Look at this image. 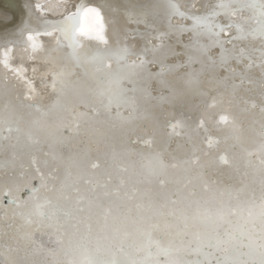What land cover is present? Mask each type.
Masks as SVG:
<instances>
[{
    "label": "snow or ice",
    "instance_id": "6c2138e0",
    "mask_svg": "<svg viewBox=\"0 0 264 264\" xmlns=\"http://www.w3.org/2000/svg\"><path fill=\"white\" fill-rule=\"evenodd\" d=\"M36 9L0 44V264H264V0Z\"/></svg>",
    "mask_w": 264,
    "mask_h": 264
},
{
    "label": "bare ground",
    "instance_id": "6f19581e",
    "mask_svg": "<svg viewBox=\"0 0 264 264\" xmlns=\"http://www.w3.org/2000/svg\"><path fill=\"white\" fill-rule=\"evenodd\" d=\"M75 1L76 0H70V2H64L62 0H0V44H3L5 37H10L12 33L17 32L18 29L23 25L24 21L30 19L29 6H31V11L34 14L40 15V12H38L36 9V5L37 4L41 5L44 16H46L50 20H55L62 18L63 15L67 14V11L65 9L66 4L74 5ZM84 1L93 4L102 2V0H81L80 3H83ZM117 2H120V0H117ZM175 2L183 5L185 3H191L192 0H175ZM199 2L211 3V2H215V0H199ZM12 4H15V6H12ZM68 10L74 11V8L70 7ZM33 66L34 65L31 63L27 64L28 76L32 75ZM250 74L256 79H259L260 69L254 68ZM241 95H245L243 90H241ZM182 103H183V98L182 97L177 98V100L174 102L175 104L174 108L170 110L179 112L181 110ZM240 126L242 129H246L247 127V122L243 116L241 117ZM244 134L246 135L247 133L245 132ZM213 135H217V134L213 132ZM182 142L183 141H181V143ZM176 143L177 141L173 139L170 145V150L175 149ZM220 147L222 149L223 145H221ZM216 151L218 150L214 148L213 152ZM165 159H167V157H165ZM223 171L227 172V169L225 168L223 169Z\"/></svg>",
    "mask_w": 264,
    "mask_h": 264
},
{
    "label": "water",
    "instance_id": "95a60500",
    "mask_svg": "<svg viewBox=\"0 0 264 264\" xmlns=\"http://www.w3.org/2000/svg\"><path fill=\"white\" fill-rule=\"evenodd\" d=\"M62 1H64V2H70V0H62ZM80 1H81V0H76L75 3H80ZM83 3H86V4H87V2H85V1H84ZM12 6H15V4H12ZM12 9H13V8H12ZM173 22H174V23H177V21H175V20H174ZM29 77H31V76H29ZM214 136H215V135H214ZM45 243H46V246H48V247H52V245L49 244V243H47L46 241H45Z\"/></svg>",
    "mask_w": 264,
    "mask_h": 264
}]
</instances>
